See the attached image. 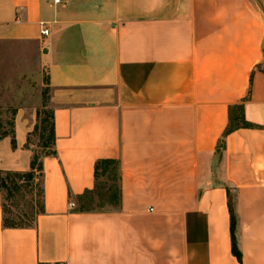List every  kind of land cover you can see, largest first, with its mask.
Here are the masks:
<instances>
[{"label": "crops", "instance_id": "0c3cea01", "mask_svg": "<svg viewBox=\"0 0 264 264\" xmlns=\"http://www.w3.org/2000/svg\"><path fill=\"white\" fill-rule=\"evenodd\" d=\"M0 41L41 52L56 152L34 227L4 228L0 194V264H264V0H0ZM238 104L256 128L222 138ZM36 118L0 172L30 170ZM104 159L118 207L76 212Z\"/></svg>", "mask_w": 264, "mask_h": 264}, {"label": "rangeland", "instance_id": "374dc122", "mask_svg": "<svg viewBox=\"0 0 264 264\" xmlns=\"http://www.w3.org/2000/svg\"><path fill=\"white\" fill-rule=\"evenodd\" d=\"M41 57V52L33 43L0 41V133L11 130L10 125L17 110H24L27 115L34 110L37 117L35 127H39V118L44 117L43 113L51 111L47 68ZM37 113H40L39 117ZM30 135L27 141L28 148L31 147L32 155L36 153L42 156L47 149L39 148L42 142L40 130H34ZM100 183L111 185L110 181L104 179H101ZM37 187L33 184L32 187L23 188L9 200H4L6 193H1L2 203L7 211L5 216L14 223L32 225L34 217L31 214L33 212L31 206L34 201L40 200L39 195H36Z\"/></svg>", "mask_w": 264, "mask_h": 264}, {"label": "trees", "instance_id": "16d2710c", "mask_svg": "<svg viewBox=\"0 0 264 264\" xmlns=\"http://www.w3.org/2000/svg\"><path fill=\"white\" fill-rule=\"evenodd\" d=\"M16 112H14L15 116ZM44 117L39 118L40 125L35 127L34 130H40V140H42L39 148L47 152H44L42 156L33 153L30 160V170L25 173L18 172H0V194L6 193L3 197L5 200H9L18 193L21 189L32 187L33 184L37 187L36 195H39L40 200L34 201L31 206L33 209V224L30 223H14L12 220L8 219L5 215L7 213L5 206L2 203V226L7 229H24L32 228L35 225V221L38 215L44 214L43 206V168L42 159L45 157H55L56 152L53 148L54 146V125H53V115L52 111H45ZM38 117L40 113H37ZM14 119V118H13ZM11 130L9 132L2 131L0 133V140L5 137H10L12 142V147H14V124L11 123ZM241 128H256L245 121L243 113V105H233L228 109V124L225 128L222 138H224L229 133L241 129ZM46 135V137H45ZM45 138V139H43ZM223 142V139H222ZM222 143H220V147ZM26 148L28 145L26 144ZM119 162L112 159H104L96 161L94 165V178L95 187L93 191H86L82 196L78 197V207L76 212L87 213V212H99L104 210L105 206L117 208L120 203V189L117 185L119 181ZM100 178H105L107 181H112L113 184L110 186L103 185L99 183ZM36 181V183H35ZM21 182V183H20ZM39 182V184H38ZM26 184V185H22ZM40 185V186H39ZM2 196V194H1ZM228 210L230 214V238H231V253L240 262L241 253L237 246V240L235 236L236 232V218L232 209L231 198L228 192Z\"/></svg>", "mask_w": 264, "mask_h": 264}, {"label": "built area", "instance_id": "2783aa9c", "mask_svg": "<svg viewBox=\"0 0 264 264\" xmlns=\"http://www.w3.org/2000/svg\"><path fill=\"white\" fill-rule=\"evenodd\" d=\"M60 1H61V0H54V3H55V4H59ZM41 25H42V27L45 26L43 23H41ZM48 33H49V32H48V29H46L45 27L42 28V30H41V35H42V36H47ZM73 206H74V204H70V207H73Z\"/></svg>", "mask_w": 264, "mask_h": 264}]
</instances>
